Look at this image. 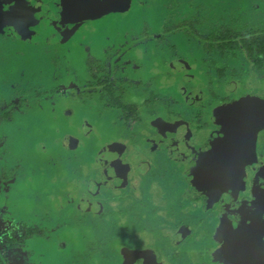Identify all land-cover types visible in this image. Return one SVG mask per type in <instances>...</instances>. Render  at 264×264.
Returning a JSON list of instances; mask_svg holds the SVG:
<instances>
[{
  "label": "flooded vegetation",
  "instance_id": "flooded-vegetation-1",
  "mask_svg": "<svg viewBox=\"0 0 264 264\" xmlns=\"http://www.w3.org/2000/svg\"><path fill=\"white\" fill-rule=\"evenodd\" d=\"M79 1L87 8L80 11L79 6H76L71 12L67 10L59 15L57 13L48 15L46 10L38 12L42 7L41 0L24 2L0 0L2 5L0 10L4 8L6 14L12 10L13 16L14 14L17 17L21 16L20 18L24 16L23 20H25V24L20 23V20V26L13 25L12 28L1 15L0 29L5 28L7 33L4 34L14 39L9 40L13 43L11 46L13 57H20L17 59L27 66L28 56H33L32 58L42 56L50 59L53 65V71L48 72V76L51 74L50 86L42 88L41 83L35 85L33 80L27 77L25 70L21 74H16L10 67V62L8 69L7 63L0 59V69L5 67L10 76L18 79L10 92L0 90V112H2L0 126L5 130L12 128L14 130L24 118L31 119L35 113H44L48 116L44 125L50 126L52 133L45 135L53 137L55 144L67 146L68 151L72 149L71 146L88 147L90 139L96 135L94 139L98 143L96 146L92 143L94 151L88 161L92 167L93 164L99 163L105 167L103 163L106 162V155H101V151L109 147V142L113 138L118 109L128 110V113L121 114L126 124H137L136 119L143 120L140 117V108L135 102L126 106L119 99L115 100L123 96V92L131 82H135L134 87L137 89H145L144 86L152 79H146L150 71L132 75L131 70L137 71L142 68L138 60L146 58L150 44L163 49L165 52L163 57L172 53L174 57L178 56L180 47L178 41L173 42V37L178 35L185 37V33L191 32L194 38L189 39L188 43L191 44L192 50L190 45L186 44L191 52L197 50L195 63L198 61L197 64L201 66L207 63H211L213 67L218 66L216 78L219 82L222 78H227L230 79V84H237L243 78L247 79L244 94L235 99L236 91L231 94L225 93L229 85L212 90L201 88L199 106L175 107V101L167 102L165 106L162 104L156 106L155 110H158V114H163L167 118L162 120L160 130L162 134L159 136L163 139L162 143L158 145L157 138L154 146L150 147L149 153L155 157L158 152H163L161 157L165 160L164 166L167 167L159 172L165 171L163 180L167 182L157 186L151 183V180L158 178L151 179L150 176H160L158 171L154 170L149 175L145 170L136 167L134 175L138 174L140 181L132 185L133 193L129 194L126 192L130 185L124 183L121 176L118 179H111V185L119 188L120 191V196L112 200L121 204L122 221L119 223L126 233L123 219L125 215L131 214L135 228L132 235L134 239L130 237L127 244L134 248L125 251L121 264H264V94L259 89L261 82L257 85L255 83V80L264 77V54L259 53L257 48L258 40H264V33H261L260 29L255 31L254 27H251L249 33L246 32L243 37L239 33L242 32L241 28L236 29V25L223 20L218 26L202 27L201 30L196 24H202L200 20L191 15L187 20H183L185 15H181L183 18L180 24L189 26L188 28L166 26L160 32L156 30L155 34L150 32L147 35L146 31L138 33L132 30V37L131 32H128L121 43L106 38L110 41L106 45H101L100 40L95 39L96 33H93L77 44L78 31L83 24L93 22L102 12V15L115 12L118 3L121 4L120 0L113 2L99 0L101 6L107 4V7H100L98 13L94 10L96 0ZM159 1L164 2L166 7L175 0ZM149 2L152 6L157 0H140L142 11H147ZM74 4L75 2L73 6ZM252 6L246 13L247 18L255 17ZM93 10L94 16H92ZM84 12L88 15L85 16ZM50 15H57V18L52 19ZM111 17L124 19L125 15L119 17L111 15ZM50 19L53 24H50ZM70 33L72 36L68 37ZM70 41L86 49V56L81 55L80 59L83 63L80 67L75 66L79 59L75 55V49L68 47L67 43ZM25 46L28 50H24ZM64 46L66 50L63 55L60 48ZM233 46H238L239 49H234ZM42 47L44 49L40 51ZM0 50L4 51L1 46ZM118 50L124 53L117 61L118 67L126 64L123 69L113 68V65L111 69H104L103 65H98L104 57L116 58L115 54ZM151 52L155 54V51ZM244 57L246 62H241ZM150 58L152 65L156 59L153 56ZM62 59L65 60V66L59 63ZM184 61L188 60L184 58ZM12 62L15 64L17 60ZM255 67L259 70L256 71ZM99 73H102V76ZM26 77L27 79H24ZM125 81L128 83L126 84ZM206 92L208 94H205ZM2 93L12 97L10 105H8L9 101L1 99ZM23 93L27 96H22ZM207 98H211L212 104L205 102ZM147 100H149L148 104L155 106L153 95ZM184 100L189 102V98ZM144 101L145 98L137 100L139 104ZM110 102L118 107L117 111L110 107ZM30 105L33 107L29 108ZM8 106L18 108L23 113L19 115L16 124H12V114L7 109ZM81 109H85L89 114L85 117L81 116ZM93 112L97 114L96 120L93 119ZM110 113L113 116L110 121L113 131L110 140H107L106 134L110 131L100 128L99 123H105L104 117ZM4 118L6 122L2 121ZM63 119L67 125L66 129L69 130L67 134L72 136L75 133L73 137H68L72 140L70 146L60 140L62 134L54 137L53 126L49 124V121L55 124L56 121ZM73 120L80 125L75 123L74 127H68ZM3 138L5 142L0 145L2 149L4 147L2 153L6 154L9 137ZM83 138L89 140L84 145ZM144 138L141 136L139 141ZM139 149L142 150L143 146H139ZM97 151L101 153L98 154ZM123 170L126 168L124 167ZM2 172L4 174L0 172V207L2 201L5 203L10 198L13 186L17 183V179L12 180L13 173ZM175 179L178 181L177 184ZM168 192L172 194L170 199L167 198ZM5 195H7L6 200H4ZM126 198L131 202V206L127 204ZM7 205L8 209V202ZM7 209L6 213H10ZM37 215L36 213L35 216ZM36 237L33 235L30 240L35 242ZM40 256L44 257L46 254L43 252Z\"/></svg>",
  "mask_w": 264,
  "mask_h": 264
},
{
  "label": "rangeland",
  "instance_id": "rangeland-1",
  "mask_svg": "<svg viewBox=\"0 0 264 264\" xmlns=\"http://www.w3.org/2000/svg\"><path fill=\"white\" fill-rule=\"evenodd\" d=\"M19 1L24 2L26 0ZM76 1L66 0L65 3V0H41L42 7L38 12L41 13L46 10L48 15L53 13L59 15L67 10L71 12V9H76V6H79L80 11L87 8L79 0ZM120 1L121 4L118 3V9L115 12L107 15H102V12L100 17L93 22L83 24L78 31L79 38L76 43L79 44L80 40L87 39L93 33H96L95 39L98 38L101 45H106L107 42L110 43L108 41L110 38L117 43H121L128 32H131L130 36L132 37V30L138 33L146 31L147 35L150 32L155 34L156 30L160 32L166 26L188 28L189 26L180 24L183 18L181 15H185L183 20H187L189 15L200 20L202 24H196L201 30L202 27L218 26L223 20L236 25V29L241 28L242 32L239 33L243 37L246 32L249 33L251 27H254L255 31L260 29L261 33H264L263 0H175L166 7L164 2L157 0L156 4L152 6L151 2L148 3L147 11H142L140 0ZM73 2H75L74 6ZM253 2L255 3L252 6ZM95 5L96 8H92L99 13L100 7L103 8L107 4L101 6L99 0H96ZM251 6L254 8L253 15L255 17L249 16L247 18L246 13ZM94 10L92 16L95 14ZM3 13L4 8L0 10V19L3 15V18L12 28L13 25L25 24L24 16L22 18H20L21 16H15V14L13 16L12 10L8 14ZM84 14L85 16L88 15L87 12H84ZM57 15L50 16L52 19H56ZM111 15H117L118 17L119 15H125V18H112ZM145 19H147L146 22ZM46 20H48L47 17ZM254 21L257 22L254 23ZM50 24H53L51 19ZM192 24L195 25V23ZM0 33V46L4 50H0V59L7 63L8 69L10 62V67L15 70L16 74H21L25 70L27 77L32 79L35 85L39 82L42 88L49 87L51 74L48 76V72L53 71L51 60L45 57L42 58V56L36 58L28 56L27 66H25L23 61L17 59L20 57L16 58L11 54L13 43L9 40L14 39L4 34L7 33L5 28H1ZM184 35L185 37H180V35L173 37V42L178 41L180 47V52L175 57L173 53L170 56L163 57L165 53L163 49L161 50L150 44L146 58L138 60L142 68L137 71L131 70V73L133 75V73L141 74L150 71L146 79H152L144 86L145 89H137L134 87L135 82H131L130 86L123 92V96L115 98V100L119 99V101L125 103L126 106L135 102L136 106L140 108L142 121L136 119L137 124H126L121 114L128 113V110L121 111L112 102L109 103L115 111L118 109L116 117L119 120L117 119L118 121L114 122L115 131L111 142H109L110 145L107 147L108 149L104 150L106 152L97 151L98 154L106 155V162L103 163L105 167L101 166V163L93 164L94 167H92L88 161L94 151L92 143L95 146L98 143L94 139L96 135L92 136L88 147L79 146L76 148L71 146L72 149L68 151L67 146L55 144L53 137L45 135V133L50 135L52 133L51 127L47 124L44 125L48 117L44 113H35L31 119L24 118L14 130H12L13 128L5 130L0 126V143L5 142L3 137H9L6 154L2 153L4 147L2 149L0 145V172L2 174H4L2 171L11 172L14 174L12 180L17 179L16 185L13 186V192L7 200L9 208L7 209V202L4 203L3 201L0 207V229L11 230V237L18 243L17 247H13L5 254L7 264H121L122 255L125 251L134 248V246H127L130 237L134 239L132 237L135 231L132 224L133 215H125L123 222L125 223L126 233H124V228L119 223L122 221L120 216L121 204L112 202L113 198L120 196V191L119 188L111 185V179H118L121 176L124 183L130 185L126 193L132 194V185L140 181L138 174L134 175L136 167L143 169L142 171L145 170L147 174H151L154 170L159 172L167 167L164 166L165 160L161 157L163 152H158L155 157H152L149 153L150 147L154 146L157 138L159 140L158 145L162 143L163 139L159 138L162 134L160 130L162 120L164 121L167 118L163 114H158V110H155L156 106L160 104L165 106L167 102L174 101L176 103L175 107L179 105L181 107L182 105L184 107L199 106L201 88L212 90L229 85V87H226L225 93L231 94L236 91L234 93L235 99L244 94L243 90L247 79L243 78L237 84H230V79L227 78H222L219 82L216 78L218 66L213 67L211 63L201 66L197 64L198 61L195 63L197 50L194 49L191 52L186 44L189 39L194 38V34L190 32ZM67 36L72 35L70 33ZM201 42L204 43L202 40ZM188 44L192 50L191 44ZM67 45L75 49V55L79 59L78 64L75 63V66L80 67L83 63L80 58L82 54L86 56V49L71 41ZM65 47L60 48L63 55L65 54ZM31 49L34 50L33 47ZM43 49V47L40 48V51H43ZM24 50H28L26 46ZM151 51H155V54ZM29 53L31 54V50ZM115 55L117 57L110 56V60L108 57H104L98 65H103L104 69H111L112 65L113 68L123 69L126 64L118 67L117 61L124 53L118 50ZM151 56L156 59L152 65H150ZM182 57L183 60H181ZM184 58L188 61H184ZM14 60H17L15 64L12 62ZM240 61L246 62L245 57ZM59 63L65 66L64 59ZM140 65L137 66L140 67ZM5 70V67L0 69V90L4 89L10 92L11 87L18 79L10 76L8 70ZM76 70L79 72L78 69ZM255 70L259 69L255 67ZM206 74L208 75L206 76ZM99 75L102 76V73H99ZM27 77L24 79H27ZM118 77L122 80L119 75ZM260 79L255 80V83L257 85L261 82L259 89L264 94V77ZM76 84L78 85V83ZM24 95L27 96L26 93H23L22 96ZM151 95H153L155 102L154 107L148 104L149 100L147 99ZM1 96V99L9 101L8 105H10L12 97L4 93ZM142 98H145V101L139 104L137 100ZM187 98H189V102L184 100ZM205 102L212 104L211 98H207ZM75 106L77 105L75 104ZM32 107L33 105L29 106V108ZM71 108L73 107L71 106ZM7 109L12 114V124H16L19 115H23V113L18 108L9 107ZM81 110V116L85 117L89 114L85 109ZM93 115V119L96 120L95 116L97 114L93 112ZM104 118L105 123L100 122L99 127L110 131L106 134V139L110 140L111 131H113L110 121L113 116L110 113ZM2 121L6 122V118ZM75 123L80 125L79 122L73 120L70 121L68 127H74ZM49 124L53 126L54 137L62 134L60 140L62 139L70 146L72 140L68 137L71 135L67 134L69 130L66 129L67 125H65L64 119L56 121L55 124L49 121ZM74 135L75 133L71 137ZM141 136L145 138L139 141ZM88 141V139L83 138V145ZM139 146H143V149L140 150ZM124 167L126 170H123ZM169 170L172 173L170 167ZM164 174L165 171H161L159 172L160 176H150L151 179L158 178L154 181L151 180V183L157 186L164 185L167 182L163 180ZM177 182L175 179V184ZM7 187L9 188V186ZM171 197L172 194L168 192L167 198L170 199ZM6 199L7 195L4 196V200ZM126 201L131 206V202H128L127 198ZM6 209L10 213H6ZM36 213L37 216H35ZM33 235L37 236L35 242L30 240ZM43 252L46 256L41 257L40 255Z\"/></svg>",
  "mask_w": 264,
  "mask_h": 264
},
{
  "label": "trees",
  "instance_id": "trees-1",
  "mask_svg": "<svg viewBox=\"0 0 264 264\" xmlns=\"http://www.w3.org/2000/svg\"><path fill=\"white\" fill-rule=\"evenodd\" d=\"M244 42L245 41H243V43ZM258 42H259V47H257L258 52L264 54V40L259 39ZM236 44L238 45V43ZM244 46L246 47L247 45ZM233 48L239 49L238 46H233ZM11 235H12L11 230L0 229V264H7V259L5 254L8 253L13 247L18 246V243L15 242V240L13 239V237H11Z\"/></svg>",
  "mask_w": 264,
  "mask_h": 264
}]
</instances>
